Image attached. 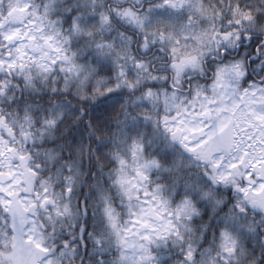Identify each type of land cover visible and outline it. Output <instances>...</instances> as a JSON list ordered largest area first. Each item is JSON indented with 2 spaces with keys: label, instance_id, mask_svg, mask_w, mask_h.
I'll list each match as a JSON object with an SVG mask.
<instances>
[{
  "label": "snow or ice",
  "instance_id": "1",
  "mask_svg": "<svg viewBox=\"0 0 264 264\" xmlns=\"http://www.w3.org/2000/svg\"><path fill=\"white\" fill-rule=\"evenodd\" d=\"M0 264H264V0H0Z\"/></svg>",
  "mask_w": 264,
  "mask_h": 264
}]
</instances>
